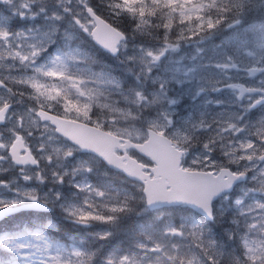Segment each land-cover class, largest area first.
<instances>
[{
	"label": "rangeland",
	"instance_id": "rangeland-1",
	"mask_svg": "<svg viewBox=\"0 0 264 264\" xmlns=\"http://www.w3.org/2000/svg\"><path fill=\"white\" fill-rule=\"evenodd\" d=\"M109 1L113 9L114 5L120 2ZM224 1L146 0L149 6L159 5L155 15L143 17L148 23L137 27L141 17L127 13L119 14L125 29L126 25L122 21H128V38L127 43L121 45V54L114 60L115 63L108 64L94 59L90 54L86 59V66L82 64L81 49L85 54L86 51L89 52L88 37L91 36L74 26L73 17H78L89 27L92 26L84 11V4L89 5L88 1L64 0L65 7L51 1L55 5L44 6L40 8L39 13H30L23 17L30 21L29 24L19 23L8 28L9 35L6 40L4 39V45L8 51L10 50V54L4 50V56H8L1 55V58L4 57L6 60L0 62V79H5L14 92L22 94L13 97L17 111L23 112L28 107L38 108L39 104H43L44 108L54 109L64 116L80 120L92 118L93 121L97 120L107 125L106 129H111L115 134L142 141L147 136L148 127L160 130L171 127L169 118H173L175 113L171 109L174 101H178L181 93L187 94L183 90L191 89L194 75L198 74L199 78L204 75L200 72L203 68L200 60L205 46L208 47L204 51L206 67L212 69L214 74L221 66L229 67L228 62L242 60L254 64L248 56V51L254 52L264 67V14L258 17L252 14L245 18L239 12L218 21ZM233 1L229 0L228 3ZM262 1L264 5V0H244V3L255 14V6ZM236 3L240 1L237 0ZM207 5L210 6L208 9ZM66 8L70 11L66 12ZM117 11L116 9L115 12ZM57 16L60 19H56ZM5 19L2 17V20ZM210 22L215 27H210ZM63 26L69 31L61 29ZM168 45L178 47L170 48ZM33 46L40 49L37 56L32 55ZM70 51L78 54L79 58L69 61V73L50 77L46 81L50 85H55L54 88L48 89V94L56 98L40 97L38 104L37 100L32 98V89L17 81L35 76L36 66L49 64L54 55H64ZM17 52L27 57V60H21L15 55ZM33 57L43 60L36 64H28L32 62ZM11 67L30 69L31 74L13 73L14 68ZM1 73H4V76ZM259 78L264 89V74ZM241 86L242 92L239 90L237 92L239 100L244 99L245 88H252L249 84ZM256 102L254 101V104ZM238 106V111L245 108V112L243 111L241 115L240 123L234 119L230 124L234 126V131L225 134L226 141L221 152L227 162L237 166L238 171H242L240 173L248 172L249 179L239 186L235 193L226 195L217 202V217H220L222 212L226 216L220 218L219 224L223 222L228 224L234 216L240 222L237 228L238 236L241 235L240 239L229 248L215 245V232L205 225L203 220L182 213L178 215L175 213V216H172L171 213L161 211L159 219H163L165 223L163 234L161 228L154 234V227L152 230L147 229L149 224L146 217L142 219L144 224H139L143 213L148 212L147 209L136 211L134 214L137 218L133 221L135 225L133 228H136L135 231L138 229L140 234L135 237L131 233L132 230L130 232L124 226L125 222L119 221L129 212L132 199L145 202L140 186L135 184L132 189L126 183H118L116 178L109 179L106 175L107 169L101 166L97 157L83 154L73 145H71L75 149L73 156L65 159L63 153L69 147V142L63 144L61 138L57 140L56 131L50 125L41 121L33 125L27 117L23 135L25 134L28 141L34 145L43 163L39 168L17 167L9 161L6 152L0 150V156L4 157L0 159V174H13L0 178V181L7 184V187L0 186V200L14 198L17 190L35 189L39 197L43 196L40 197L42 200L48 197L46 200L49 203L52 201V205L60 207L63 211L61 205L69 204L84 207L92 205L88 211L94 214L99 212L109 214L108 209L123 208V211L114 213L118 218L116 227L99 220H89L87 224H83L71 216L73 221L80 225L79 232L70 235L66 245L48 239L53 245H62L69 253L73 248L85 252V246L90 252V246L96 242L100 244L95 248L99 255L105 250L102 246L104 240L109 239L116 231H121L124 226L128 231L123 229L122 234L126 233L131 238L128 246L110 245L106 256L100 259L105 258L103 264H106L108 259L118 264L122 255L132 253H136L138 264H211L212 259L216 264H249L248 248L245 243L253 248L264 247V208L260 207L264 204V163L259 160V157L264 155V108L260 113H255L257 108L248 112L251 104ZM85 112L87 116L84 115ZM11 128L10 122L3 130L4 136L11 135ZM249 142L254 144L252 149L242 147ZM208 145L209 138L204 143L200 157L205 156L210 150ZM81 165L90 166L92 171L80 170ZM37 174L43 178V182L37 178ZM24 175L30 176L31 180L25 182ZM59 175L64 176L63 183L59 182ZM76 185L84 186V190H80ZM88 185L91 187H87ZM97 189L105 191L106 195L103 198L97 196ZM135 190L139 196L135 195ZM57 193L60 194L58 200ZM217 199L220 197L215 200ZM154 215L158 217V214ZM172 217L178 221L171 224ZM52 226L51 223L40 225L46 229ZM39 231L44 233L42 230ZM106 232H111V235L101 239V234ZM227 234L229 235L228 231ZM150 240L152 244L149 245ZM140 245L143 247H139ZM66 258L76 259L74 256ZM100 260L97 264H102Z\"/></svg>",
	"mask_w": 264,
	"mask_h": 264
},
{
	"label": "snow or ice",
	"instance_id": "snow-or-ice-1",
	"mask_svg": "<svg viewBox=\"0 0 264 264\" xmlns=\"http://www.w3.org/2000/svg\"><path fill=\"white\" fill-rule=\"evenodd\" d=\"M194 6L199 7V5ZM22 7L28 8L29 5L25 2ZM158 7L159 5L155 4L149 6L146 0H135V2H133V0H120L119 3L114 5V8L118 10L115 13L116 15L127 13L132 16L141 17L140 24L137 25V27L148 23L143 17L155 15ZM65 11H70V9L66 8ZM84 11L86 12L88 20L92 26L89 27L88 24L81 22L78 17L74 16L73 24L81 31L98 38V32L102 31L104 28H108L115 33L117 39L124 38V34L116 29L114 25L108 23L102 16L98 15L93 7L84 4ZM21 15H23V13H21ZM55 18L60 19L58 16ZM209 26L215 27L211 22L209 23ZM8 35L7 25L0 22V39L6 40ZM33 47L34 51L32 55L37 56L40 49L36 46ZM105 47H109L114 53L117 50L111 45H105ZM168 47H178V45H168ZM15 55L19 56L21 60L27 59V57L21 56L19 52L15 53ZM149 55H151V53H149ZM75 59L76 54L74 51H70L64 55H54L49 64L39 65L34 68V72L36 73L35 76L17 81V83H23L30 87L33 92L32 98L36 99L38 104L40 97L55 99V96L48 94V89L54 88L55 85H50L46 81L50 77L64 76L69 73V61ZM153 59H159V57H153ZM33 63L35 64V61H33ZM18 94L22 95L14 92L13 89L8 86L5 79H0V125H8L10 122L12 123V128L10 129L12 136L8 141L0 139V150L7 151L9 153V159L14 160L18 165H25L30 162L32 165L38 166V161L33 158L30 153L25 156H20L18 154L19 149L25 146L23 131L26 130V117L33 125L38 124L39 121H51L53 124L57 125V130L60 131L69 141V147L63 153L65 159H69L73 156L75 150L71 146L73 143L80 149L89 147V145L85 144L81 137L76 133L73 127L75 124L74 121L61 120L58 116L51 115L45 110L43 104H39L38 108L28 107L23 112L17 111L14 107L13 97ZM84 115L87 116V112H85ZM242 147L252 149L254 144L249 142L246 145H242ZM96 153L105 162L109 164L112 163L108 156L99 148L96 149ZM248 158L251 159V156ZM0 159H4V157L0 156ZM80 170L91 172L92 168L90 166L81 165ZM75 171L76 169H74V172ZM64 175H67V173H64ZM37 178L43 182V178L39 176V174H37ZM23 179L25 182H28L31 180V177L24 175ZM63 179V175L58 176L59 182L63 183ZM0 186L7 187V184L4 181H0ZM76 187L80 190H84V186L76 185ZM87 187H91V185H88ZM96 194L103 198L106 195V192L97 189ZM56 198L57 200L60 199L59 193H57ZM48 204L49 201L46 199L42 200L35 189H26L23 191L17 190L14 198L0 200V218L17 211L47 210ZM61 207H63L64 211L67 212L68 215L74 217L79 223L87 224L89 220H99L104 223H110L113 227L117 226L118 219L114 213L117 211H123V208L117 209L113 207L107 210L109 214L103 212L94 214L91 211H88L92 205L84 207L77 204H69L68 206L61 205ZM260 207L264 208V204H261ZM110 235L111 232L103 233L101 234V239H105ZM245 246L248 248L249 264H264V247H249L247 242L245 243ZM0 247L3 248L4 252L9 254V259L6 261H0V264H91L95 255L94 253H85L76 248H73L69 253L62 245H53L50 243L48 237L39 230H25L21 233L0 234ZM139 247H143V245H140ZM73 256L76 257V259L66 258ZM85 256H87V260L84 259ZM170 259H175V257H170ZM106 264H116V262L112 259H108ZM118 264H138L136 253L122 255Z\"/></svg>",
	"mask_w": 264,
	"mask_h": 264
},
{
	"label": "water",
	"instance_id": "water-1",
	"mask_svg": "<svg viewBox=\"0 0 264 264\" xmlns=\"http://www.w3.org/2000/svg\"><path fill=\"white\" fill-rule=\"evenodd\" d=\"M97 35L98 38L94 37V41L100 47L112 55L118 53L117 46L122 39H117L115 33L111 29L104 28L102 31H99ZM105 45L114 46L117 49L116 52H112L109 47H105ZM73 127L83 142L89 145V147L83 149L84 152L99 156L96 153V149L99 148L112 161V163L109 164L103 160L109 167L117 171H122L134 181L143 182L145 184L147 203L151 209L162 207L164 204L177 205L186 203L204 214L207 219H212L211 206L220 193H214L216 189L215 186H213L214 191H209V193H207L205 188L209 181L204 179V177L190 175V177H186L187 181L184 183V187H182L180 185V179L176 175L172 183L173 190L168 192L167 188L169 185L166 183L165 178L172 179V173H174L177 159L172 154L171 143H167L166 141L168 140L163 138L160 134L150 131L149 140L142 145L134 144L129 140H126V143L122 144L121 138L102 130L90 126L80 129L79 124L76 123ZM58 132L61 133L60 131ZM116 148H119L125 153L127 149H135L142 155L150 157L152 161L156 163V166L152 168L155 177L151 179L150 176L144 172V165L140 164L136 159L131 158L127 154L123 156L117 155L115 151ZM20 150L21 148L19 152ZM125 159H127L126 162ZM262 160H264V157ZM28 164L31 163L29 162ZM225 174L229 175V178L224 181L226 186L225 191L233 189L237 183L243 182L247 178L246 174L234 175L227 170L223 172L221 177ZM219 187L220 185H218V188ZM3 218H0V220Z\"/></svg>",
	"mask_w": 264,
	"mask_h": 264
},
{
	"label": "flooded vegetation",
	"instance_id": "flooded-vegetation-1",
	"mask_svg": "<svg viewBox=\"0 0 264 264\" xmlns=\"http://www.w3.org/2000/svg\"><path fill=\"white\" fill-rule=\"evenodd\" d=\"M31 1L34 0H0V22H3L7 25V28H10L14 25H17L19 23H26L29 24L30 21H27L23 19V17L27 14H30L31 12L36 11V6L31 5ZM35 1H42L46 2L48 0H35ZM27 2L29 7L23 8L22 5ZM23 13V15H21ZM2 17H5V20H2ZM79 30V29H78ZM81 31V30H79ZM84 32V31H82ZM86 33V32H84ZM4 43V39H0V46ZM256 67L262 66V61L258 57H254ZM234 69L237 73H243V77H236L234 80L231 81L233 84H249L250 87L253 88H261L262 82L260 81V78H252V80L257 79V83L253 82L251 83L250 76L245 74V67L234 65ZM14 73V71H13ZM16 74H18L16 72ZM2 76H4V73H1ZM222 84L221 86H223ZM237 99V91L234 89H227L225 91L220 92L218 95H212L210 99L207 100L206 106L208 110V114H217L218 122L215 124V126H208L204 125L203 132H206V135H204L205 141L209 138V144H210V150L207 152V154L204 157H198V160H196L192 168L195 170L203 171V172H213L215 174L219 173L222 168L231 167V165L227 162L226 157L222 154L221 148L223 146V142L225 140L224 134L228 130V121L227 118H229L230 114L238 109V107H231V110H228V106L231 104L232 100ZM262 99V95L258 94H248L244 98V100L240 101L239 105L243 104H249L250 102L260 101ZM232 106V104H231ZM260 106L257 110H255V113L260 111ZM245 112V110H242ZM5 128H0V139H3L5 141L10 140V137H6L3 134V130ZM214 130V131H213ZM214 132V136H211ZM216 132V133H215ZM218 149L219 151H214V149ZM6 155L9 156V153L7 151ZM234 170L237 171V169L233 166ZM13 174H5L1 175L3 176H12Z\"/></svg>",
	"mask_w": 264,
	"mask_h": 264
},
{
	"label": "trees",
	"instance_id": "trees-1",
	"mask_svg": "<svg viewBox=\"0 0 264 264\" xmlns=\"http://www.w3.org/2000/svg\"><path fill=\"white\" fill-rule=\"evenodd\" d=\"M93 3H94L93 5L96 6L97 12L99 14H102L103 16H105L110 21L114 20L111 17L112 14H113V8H110L111 5H110V1L109 0H95ZM117 175H118V178H117L118 183H122L123 175L121 173H117ZM127 184L130 187H133V185H131L130 183H127ZM135 195L139 196L137 192H135ZM142 203L143 202L132 201L131 205H130L131 206V210H132L131 211L132 214L127 213L122 218V220H120V222H125L126 223L125 227L127 229L131 228L132 233L135 234L136 237H137V234L133 231V229H134L133 227L135 226L133 221L137 217H136V215L134 213L136 211H140V208L142 207V205H141ZM187 211L192 213V211L189 208L184 207V209L182 210L181 207H180V212H187ZM178 213H179V211H178ZM120 215H121V213H120ZM59 216H60V218H63L62 220H63V222H65V225L60 226V230H66L67 228H69V231H71V230L75 229L76 226L74 225V223L72 221L71 222L69 221L68 223H66V221H64V219H66L65 216L63 214H60ZM145 216H146V221H148V219H150V215H145ZM141 223H143V222H141ZM155 223L156 222H154L153 224H155ZM224 227H229V225L226 222H223L222 224L215 226V229H216L215 232L219 234V235H217L218 238L214 237L215 239H217V240L223 239L222 241H224L226 239V235L223 233V228ZM127 229L125 231H128ZM119 231L120 230L116 231V234H114L112 237H110L108 239V241H107L108 243L105 246H103L105 250L102 252V254L98 255L96 253V251L90 252V254H92V253L95 254L93 259H92V261H91L92 264H97L98 260H100L102 257H104V255L106 256L107 249H108V247L110 245L111 246L115 245V244H117L116 242H118L120 245L121 244L122 245L128 244V241L126 240V237L122 234L123 233V229L120 231V233H119ZM117 240H119V241H117ZM7 257H8V254L6 252H4L2 249H0V261H4L5 259H7ZM104 260H105V258L103 260H100V261L103 263Z\"/></svg>",
	"mask_w": 264,
	"mask_h": 264
},
{
	"label": "bare ground",
	"instance_id": "bare-ground-1",
	"mask_svg": "<svg viewBox=\"0 0 264 264\" xmlns=\"http://www.w3.org/2000/svg\"><path fill=\"white\" fill-rule=\"evenodd\" d=\"M238 17V16H237ZM237 21V20H236ZM231 64H238L239 63V61L237 60V61H233V62H230ZM190 74V73H189Z\"/></svg>",
	"mask_w": 264,
	"mask_h": 264
}]
</instances>
